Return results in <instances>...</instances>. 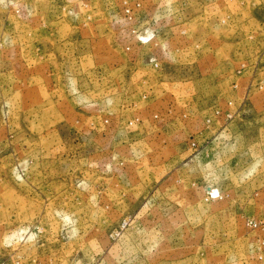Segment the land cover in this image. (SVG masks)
Here are the masks:
<instances>
[{
  "label": "rangeland",
  "instance_id": "1",
  "mask_svg": "<svg viewBox=\"0 0 264 264\" xmlns=\"http://www.w3.org/2000/svg\"><path fill=\"white\" fill-rule=\"evenodd\" d=\"M263 55L264 0H0V262L264 264ZM183 83L234 113L180 163L151 132Z\"/></svg>",
  "mask_w": 264,
  "mask_h": 264
},
{
  "label": "crops",
  "instance_id": "2",
  "mask_svg": "<svg viewBox=\"0 0 264 264\" xmlns=\"http://www.w3.org/2000/svg\"><path fill=\"white\" fill-rule=\"evenodd\" d=\"M198 17L199 16H196L195 19ZM183 29H184L183 25H173V26L167 27L164 30L162 29L163 31L161 33L165 34L167 36V38H166V40H167V39H169V36L171 35V33H174V34L178 33V34H176V36L179 35L180 37H181V35H184L185 33H184ZM199 42L201 45H205L202 40H200ZM220 42H221L220 45H222L223 48L227 47V46L228 47L233 46V45L235 46V45L240 43V42L231 43L230 41H220ZM167 44H170V41L167 42ZM200 44H199V46H200ZM165 45H166V43H165ZM166 46H167V49L169 50V46L168 45H166ZM161 48H162V46H161ZM231 54H232V52L229 54L230 56H228V59L223 60L224 64L230 65L231 63H236L234 61V58L236 56H231ZM148 59L145 61L146 64L148 63ZM159 59L160 58H158V60ZM263 59H264V55H263ZM160 64H161V61H160ZM148 66H150V65L148 64ZM238 66H239V63H238ZM261 68L264 70V65H263V67H260L257 70L260 71ZM158 70H160V68ZM153 71H157V70H153ZM252 72H253V66L250 67V65L247 64L246 66L242 65V67H239V68L235 67V68H233V70L230 73H227V76H226L227 81L229 82V79H231V84L233 82H235V83H233V84H235L234 85L235 89L238 88L237 87V81H240L242 88L237 89L235 91L232 90L233 96L234 97L237 96L234 99L235 102L232 100H227V98L222 99L220 102L221 104H223L222 107L230 109V111H231V109H233V108L231 107L232 103H230V102L232 101L235 105V108H234L235 110H233L234 112L236 111V109L240 108L241 103H243L241 108H244L245 102H248V100L250 98L249 97L250 92L249 93L247 92L248 93L247 94L246 90H247V87L249 85L248 79L249 78L251 79V76H252L251 73ZM157 76H159V75H157ZM198 76H199V74L197 76H195L194 78L198 79ZM154 78H155V76H154ZM185 80H184V82H185ZM199 80L200 79L192 81L191 84L193 85V87H197L195 83H197ZM242 82L245 85V88L243 87ZM168 85H169V88H171L173 86V84H168ZM185 85H186V83L181 84L182 88L179 89V91L177 93L179 98H178L177 102L175 103L176 107H174V106L172 107L171 105L170 106L167 105V107L163 106V108L161 107L157 111V112H160L162 115H164L165 118H167V120L164 121L162 126H159L157 128V129H160L159 131L153 130L151 132V133H155V135L158 134L160 136H163L164 140H163L162 144H163L164 148L168 147L169 151H170V146L174 144V149L171 148L174 152H171L169 154L168 158L180 160V163L186 162V161L191 162L195 158H198L197 156H199L201 153L199 150L195 151L189 146L191 137L195 141H197V147H199L200 144H206L208 142H210V145H212V140L215 137L218 138L217 134H221V133L226 132V128L222 129L224 122L222 120H214L216 118L211 115L213 108L216 107L215 105H213V106L209 105L206 107H204V106L201 107L199 105L196 106L195 104L187 103L186 95L189 93V90L185 87ZM189 87H191V86H189ZM147 92L148 93L149 92L154 93L153 90H150ZM198 93H200V90L198 91L196 89V90H194L193 94H198ZM211 103H214V101H212ZM223 111L224 110H222V112ZM234 112H232V114ZM211 116H212L211 125L207 129H205V131H204V134H206L207 137L202 138L203 134H201V136H198L197 134L199 132L202 133V130L204 128V127L202 128V125H201L202 120L206 117H211ZM222 118H223V116H222ZM170 120H172V122ZM219 128H221L220 133L217 132V130ZM172 134H174V135H172ZM160 136H155V137L153 136L152 138L156 139L157 137H160ZM174 136H177V138H174ZM157 139H160V138H157ZM174 139H176V140H174ZM204 139H207V140H204ZM178 145H179V147H177ZM201 151H204V149H202ZM172 156H174V157H172ZM209 190H207V191H209Z\"/></svg>",
  "mask_w": 264,
  "mask_h": 264
},
{
  "label": "built area",
  "instance_id": "3",
  "mask_svg": "<svg viewBox=\"0 0 264 264\" xmlns=\"http://www.w3.org/2000/svg\"><path fill=\"white\" fill-rule=\"evenodd\" d=\"M128 12V11H127ZM131 33L134 35V37L136 38L137 42V46L138 47H142L144 45H149L153 39V34L152 31L150 30V28L143 26V27H138V28H133L131 30ZM148 64L150 65V67L153 70H158L160 67V61L157 59V57H150L148 59ZM220 111L219 109L215 108L212 111V116L213 117H218V116H223L225 120H229L232 118V114L231 113H224ZM212 116L211 117H206L203 119V127L204 129H207L210 125H211V121H212ZM202 133L199 132L198 135H201ZM189 146L193 149V150H197V141H195L192 137L190 138V143ZM212 190H210L209 192H211ZM211 197H213V194L209 193ZM0 264H4L2 262H0Z\"/></svg>",
  "mask_w": 264,
  "mask_h": 264
},
{
  "label": "bare ground",
  "instance_id": "4",
  "mask_svg": "<svg viewBox=\"0 0 264 264\" xmlns=\"http://www.w3.org/2000/svg\"><path fill=\"white\" fill-rule=\"evenodd\" d=\"M213 193H216L215 191H213Z\"/></svg>",
  "mask_w": 264,
  "mask_h": 264
},
{
  "label": "water",
  "instance_id": "5",
  "mask_svg": "<svg viewBox=\"0 0 264 264\" xmlns=\"http://www.w3.org/2000/svg\"><path fill=\"white\" fill-rule=\"evenodd\" d=\"M209 190V189H208Z\"/></svg>",
  "mask_w": 264,
  "mask_h": 264
}]
</instances>
